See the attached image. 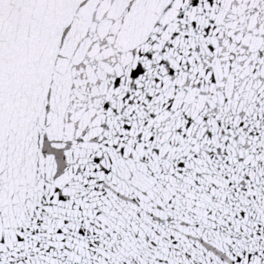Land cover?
<instances>
[{"label":"snow or ice","instance_id":"6c2138e0","mask_svg":"<svg viewBox=\"0 0 264 264\" xmlns=\"http://www.w3.org/2000/svg\"><path fill=\"white\" fill-rule=\"evenodd\" d=\"M0 264H264V0H0Z\"/></svg>","mask_w":264,"mask_h":264}]
</instances>
